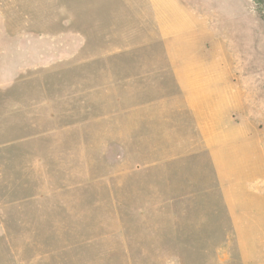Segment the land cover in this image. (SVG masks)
Returning a JSON list of instances; mask_svg holds the SVG:
<instances>
[{
  "label": "rangeland",
  "instance_id": "rangeland-1",
  "mask_svg": "<svg viewBox=\"0 0 264 264\" xmlns=\"http://www.w3.org/2000/svg\"><path fill=\"white\" fill-rule=\"evenodd\" d=\"M0 264H264V0H0Z\"/></svg>",
  "mask_w": 264,
  "mask_h": 264
},
{
  "label": "crops",
  "instance_id": "crops-1",
  "mask_svg": "<svg viewBox=\"0 0 264 264\" xmlns=\"http://www.w3.org/2000/svg\"><path fill=\"white\" fill-rule=\"evenodd\" d=\"M189 65H184V64H179V71H192V72H194V66H190V67H188ZM193 93H196V91L194 92V91H188V90H185V89H183V91L182 92H180V94H179V102L181 103H184V102H186V101H188L189 99V95H192V96H194V94ZM186 98H187V100H186Z\"/></svg>",
  "mask_w": 264,
  "mask_h": 264
}]
</instances>
